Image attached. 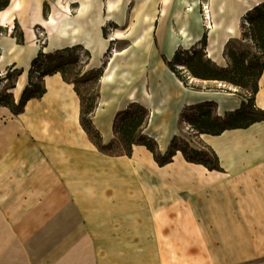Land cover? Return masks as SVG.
Returning <instances> with one entry per match:
<instances>
[{
  "label": "crops",
  "instance_id": "1",
  "mask_svg": "<svg viewBox=\"0 0 264 264\" xmlns=\"http://www.w3.org/2000/svg\"><path fill=\"white\" fill-rule=\"evenodd\" d=\"M249 11L241 0H10L0 11V29L9 31L0 68L26 75L41 48L75 46L99 68L107 45H127L119 58L132 69H106L93 123L109 143L117 113L138 102L151 111L147 134L166 153L186 106L215 102L225 116L245 98L186 86L161 54L171 59L172 46L190 48L204 34L208 44H227ZM38 24L48 34L43 47L34 41ZM107 25L115 28L109 38ZM16 26L24 43L13 37ZM44 79L45 94L23 113L0 107V264H264V121L202 135L223 172L181 151L159 166L141 145L131 157L100 152L81 125L74 85L60 72ZM254 101L264 109V71ZM15 189L32 200H11Z\"/></svg>",
  "mask_w": 264,
  "mask_h": 264
},
{
  "label": "trees",
  "instance_id": "2",
  "mask_svg": "<svg viewBox=\"0 0 264 264\" xmlns=\"http://www.w3.org/2000/svg\"><path fill=\"white\" fill-rule=\"evenodd\" d=\"M0 2H2V0H0ZM8 3L9 2L6 1L0 4V10L7 6ZM250 15L249 38L257 46L261 54L260 58L255 56L248 60L244 55V51L239 52L236 48L230 47L228 55L232 62L231 67L227 69L216 67L210 63V60L206 58L204 53V49L207 46V34H204L202 40L196 45H201L203 50L195 51L193 54H190L187 50L183 53V59H181L178 51H176L172 60H169L163 55V59L168 67L176 73L178 77H181V73L176 65L184 60L189 72L197 78L229 82L247 90L249 93L251 92V96L247 93L243 94L238 92L245 98L242 101L241 107L228 112L225 116H220L218 114L217 104L215 102H205L185 107L181 114L180 122L182 123L187 119L194 131L197 132L196 134L198 137H201L203 134L220 135L226 130L247 128L256 122L264 121V109L257 107L254 101L255 95L259 91V80L264 71V3L256 6ZM64 51L57 50L55 53L62 56ZM42 55L43 54H40L34 60L30 75H33L36 68H41ZM75 61H77V59H70L67 65L73 64ZM62 66L63 65L51 66L47 69L48 71L43 67L44 71H41V76H43L42 78L44 79L47 75L61 72L66 81L75 84V91L81 99V125L100 152L111 156H132L134 146L141 145L145 146L153 154L159 166H165L173 162L177 152L181 151L183 157L188 162L201 164L211 171H225L221 166L217 153L202 141L201 147L196 148L192 145V142L183 139L180 135H175L168 151L162 153L159 150L157 140L145 133V129L149 123L150 112L146 107L140 104H131L127 109L117 113L113 124L115 138L109 143H104L100 132L96 129L91 118V113L95 108L92 99L89 97L86 100L83 97L77 84L79 80L72 79L70 81L66 77V72L62 70ZM16 71H18V69L13 71L9 69L4 76L1 75L0 72V82H5L3 94L0 95V107L7 106L14 115H19L24 112L27 102L32 98L42 97L46 92V88L45 84L42 85L38 82H30L31 88H34V90H26L20 100L16 101L13 93L9 92V90L15 87L14 82L16 78L14 77V72ZM96 74L98 78L97 81H99L102 70H98ZM92 77L93 74H90L80 81H88L91 80ZM187 112L188 116H186Z\"/></svg>",
  "mask_w": 264,
  "mask_h": 264
},
{
  "label": "rangeland",
  "instance_id": "3",
  "mask_svg": "<svg viewBox=\"0 0 264 264\" xmlns=\"http://www.w3.org/2000/svg\"><path fill=\"white\" fill-rule=\"evenodd\" d=\"M6 1H8L10 3V0H2V2H0V4H3ZM9 3H8V5H9ZM259 5H257V6H259ZM7 6H5V7H7ZM5 7H3L2 9H4ZM43 7H44V12L46 14L48 12L50 13L51 5H50V3L48 1L45 4H43ZM255 7L253 9H255ZM253 9L251 11H249L246 16L243 17L241 35L239 37H237V38L232 39L230 42H228L226 44V46H225V48H224V50L222 52V60L221 61L217 62V61L212 60V58L209 57V53H208V45L209 44H208V38H207V46L204 49V53H205L206 58L210 60V63L212 65H214L216 67H219V68H224V69H227V68L231 67L232 62H231V59H230V57L228 55V51H229L230 47L236 48L239 52L244 51L245 52L244 55L248 58V60H249V58H253L255 56L258 57V58L261 57V54L259 53L257 46L249 38V36H250L249 18L251 16L250 14L252 13ZM209 10L210 9H209V6H208V12H209ZM46 14H45V17H46ZM202 14H203V11H202ZM204 18H205V16H204ZM205 22H206L207 28L211 27V19L210 18L207 19V17H206L205 18ZM1 31L3 32V34H1ZM33 31L36 34L35 40H34L36 45L38 46V44H39V46L43 47L44 44L41 45V42H42V40H45V38L48 35L46 29H44L42 27V25L38 24V25H35L33 27ZM113 31H115V28L113 26L107 25L105 27V29H104L105 37L109 38L111 33H113ZM39 32L44 33V36L41 37ZM3 36H9V31H7L6 28L0 29V37H3ZM13 37H15L17 39L19 44L24 43V37H23L21 31L19 30V28H17V26L15 27V29L13 31ZM126 47H128V46L125 45V44H121V43L118 44V45L111 44L108 47V49H106L105 53L103 54V58H102L103 59V66L99 67V68H91L89 66V61H90V57H91L90 52L87 51L86 49H84L82 46H75V47H71V48H66L67 50L63 49V51L64 50L65 51L63 52L62 56H60L57 53H55V52H57V50L56 51L44 52L42 50V48H41L39 53H38V56L40 54H43L42 57H41V68H36L35 71L33 72V75H30V70L33 67V62L34 61L32 62L31 68L29 69V71L27 72L26 75H23L24 70L22 68L15 67V65L7 66L4 70H2L0 68V72H1V75L4 76L9 69H11L12 71L18 69V71L14 72V77L16 78V80H15V82L12 81V82H14L15 87L13 89L9 90V92L13 93L16 101H19L26 90H28V89L34 90V88H31L30 82H38L39 84H42V85L45 84L44 83L45 79L42 78L43 76L37 75L38 71H42L43 67L45 68V70H47L51 66L63 65L62 66V70H64L66 72V74H67L66 77L70 81L72 79H78L79 80L77 82V84H78V87L80 88V91L82 92L83 97L86 100L89 97L92 99L94 107H95L94 111L91 113V118H92L93 114L96 111H98L99 107L101 106V104H100L101 96H102V83H101V81H102V77L105 75L106 69L108 71H110L111 69L115 70L117 68V69H120L121 72L125 71L127 73H130V70L132 69V66H133L132 63H134V62L133 61L131 62V61L126 60V59L121 58V57L119 58V56L115 60L114 65L113 66L110 65V60H111L110 58H111V56H113L112 54L115 53V50L117 49L120 52L123 49H125ZM201 49L203 50V47L201 45H198V46L195 45V46H192V47L186 48V49L180 47V48L177 49V51L179 52L181 59H183L184 58V54L183 53H185L187 50H188V52L190 54H193L195 51H200ZM50 54H51V56H50ZM0 55H1V48H0ZM161 55H162V58H163L164 54H161ZM173 57L171 59H169V60H172ZM70 59H77V61H75L73 64L67 65V62ZM147 63H149V62H147ZM176 67L180 71L181 77H178L177 75L176 76L186 86L191 87V88H193L195 90L204 89V88L213 89V90L222 89V90H226L227 92H236V93L239 92V93H243V94L247 93L249 96H251V92L249 93L247 90H244L243 88L237 87V86H235V85H233V84H231L229 82H223V81H218V80H204V79H200V78H197V77L193 76L189 72V70L187 69L184 60H182L181 63L177 64ZM100 69L102 70V74H101V76L99 78V81H97L98 78H97V74L96 73ZM140 69H141V72H142L143 69L142 68H140ZM90 74H93V77H92L91 80L80 81L82 79H85ZM67 82H69V81H67ZM205 82H207V84H202V83H205ZM4 83H5L4 81L0 82V95L3 94L4 86H5ZM69 83H71V82H69ZM72 84L74 85V89H75V84L74 83H72ZM232 87L235 88V91H232V89H229V88H232ZM250 91H251V88H250ZM16 95L18 96V98L16 97ZM131 104H140V103L132 102L125 109H127ZM140 105H142V104H140ZM189 106H191V105H189ZM125 109H123V110H125ZM217 111H218V114H219L218 105H217ZM149 112H150V117H149V121H150L151 111L149 110ZM186 116H188V112H187ZM220 116H222V115H220ZM180 120H181V115H180ZM92 121H93V119H92ZM148 125H149V123H148ZM96 129H97V127H96ZM146 129H145V133L147 134ZM113 132H114V130H113ZM196 133L197 132L194 131L192 125L187 121V119L185 121H183L182 123L180 122V133H179V135L182 136L183 139H186L189 142H192V145L195 146L196 148H199V147H201V141L202 142H204V141L202 139V135H201V137H198V135ZM101 137H102V135H101ZM114 138H115V134H114ZM102 139H103V137H102ZM158 147H159V144H158ZM12 193H13V195H12L11 200H32L26 194V190L15 189V190H12ZM34 200H35V198H34Z\"/></svg>",
  "mask_w": 264,
  "mask_h": 264
},
{
  "label": "bare ground",
  "instance_id": "4",
  "mask_svg": "<svg viewBox=\"0 0 264 264\" xmlns=\"http://www.w3.org/2000/svg\"><path fill=\"white\" fill-rule=\"evenodd\" d=\"M241 1H245L246 5L248 8H250L251 10L254 8V5L257 4L259 2V0H241ZM207 15L209 16V18L211 19L212 13L211 10L207 13ZM228 39H224L223 43L221 44H215L213 40L210 41V44L208 45V53H209V57L212 58V60L214 61H221L222 60V52L226 46V43ZM108 49V45L107 48ZM178 49V46H172L171 47V52L172 51H176ZM120 52L116 49L115 53L112 54L113 56H111V60H110V65H114L115 60L118 58Z\"/></svg>",
  "mask_w": 264,
  "mask_h": 264
},
{
  "label": "built area",
  "instance_id": "5",
  "mask_svg": "<svg viewBox=\"0 0 264 264\" xmlns=\"http://www.w3.org/2000/svg\"><path fill=\"white\" fill-rule=\"evenodd\" d=\"M207 13H208V6L206 5H203V14H204V16H205V18L207 17V19H209V16L207 15ZM209 21V20H208ZM1 34H3V32L1 31ZM39 34H40V36L41 37H43L44 36V33H42V32H39ZM45 43V40H42V42H41V45L42 44H44ZM44 51V50H43ZM37 75H41V71H38V74ZM38 79V78H37Z\"/></svg>",
  "mask_w": 264,
  "mask_h": 264
}]
</instances>
